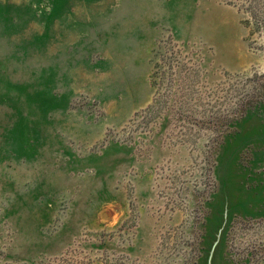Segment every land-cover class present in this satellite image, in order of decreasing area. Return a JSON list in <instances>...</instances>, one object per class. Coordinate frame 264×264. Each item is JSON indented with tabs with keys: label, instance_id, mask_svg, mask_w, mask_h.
Returning <instances> with one entry per match:
<instances>
[{
	"label": "rangeland",
	"instance_id": "374dc122",
	"mask_svg": "<svg viewBox=\"0 0 264 264\" xmlns=\"http://www.w3.org/2000/svg\"><path fill=\"white\" fill-rule=\"evenodd\" d=\"M221 221L264 264V0H0V264H184Z\"/></svg>",
	"mask_w": 264,
	"mask_h": 264
},
{
	"label": "flooded vegetation",
	"instance_id": "af4514ba",
	"mask_svg": "<svg viewBox=\"0 0 264 264\" xmlns=\"http://www.w3.org/2000/svg\"><path fill=\"white\" fill-rule=\"evenodd\" d=\"M242 132V131H239ZM238 132V133H239ZM237 134V133H236ZM236 136V135H235ZM234 136V137H235ZM233 137V138H234ZM231 138V141L228 143L225 156L227 154H231L230 164L226 167L228 169L227 171L232 172L235 171V173L239 176L238 184L240 185L242 181H244V178L242 176L243 172L241 171V163H238L239 157L237 155V147H243V144L245 145L247 142L245 137L243 140L236 141L235 139ZM249 139V138H248ZM234 159H237L236 165H232V162ZM251 168V167H250ZM250 170V169H248ZM250 172V171H249ZM246 180V179H245ZM254 180V179H253ZM248 183L250 182V178L247 177L246 180ZM247 183V184H248ZM244 186L245 182L243 183ZM247 185L248 189H255V191L252 194H245L244 191H242L239 187L237 190L238 197L236 198L237 204L244 201V205L246 208L250 210V204H246V198L252 197L254 198L256 195V188L258 185ZM242 191V192H241ZM246 197V198H244ZM246 200V201H245ZM224 211V210H223ZM222 211V214H224ZM224 216V215H223ZM208 223V222H207ZM210 225V224H209ZM207 227V229L203 232V235H201V238L196 245L194 256L189 260L187 259L184 264H236L234 261L230 260L227 256H225L224 248H225V241H226V233H227V222H219L214 227Z\"/></svg>",
	"mask_w": 264,
	"mask_h": 264
}]
</instances>
